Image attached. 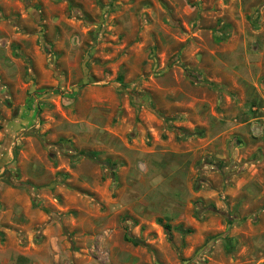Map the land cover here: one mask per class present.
Instances as JSON below:
<instances>
[{
  "label": "rangeland",
  "instance_id": "obj_1",
  "mask_svg": "<svg viewBox=\"0 0 264 264\" xmlns=\"http://www.w3.org/2000/svg\"><path fill=\"white\" fill-rule=\"evenodd\" d=\"M196 99L258 111L264 0H0V264H264Z\"/></svg>",
  "mask_w": 264,
  "mask_h": 264
},
{
  "label": "crops",
  "instance_id": "obj_2",
  "mask_svg": "<svg viewBox=\"0 0 264 264\" xmlns=\"http://www.w3.org/2000/svg\"><path fill=\"white\" fill-rule=\"evenodd\" d=\"M199 101L201 105L195 107ZM205 103L204 100L196 99L191 111L187 112L186 117L189 118L185 121L187 129H191L192 132L198 127L201 130V137L189 140L191 144L186 142L170 151L176 158L184 157L192 161V164L198 163L208 155L224 161L225 171L228 172L231 168V173L228 172L231 175V185L226 194L231 204H240L239 211L243 210L245 214V210L252 207L246 206L247 202L257 206L264 201V177L261 174L264 167V102L257 101L256 104H259L257 109L260 110H254L252 113L243 112L240 108L235 112L220 114L216 112L210 114ZM205 134L207 137H203ZM255 154L259 156L256 161L252 157ZM210 193L207 196L205 190H202L195 195L208 199L214 192ZM240 228H244V225L234 227L232 230L234 237H237L234 233ZM253 230V233L246 234L247 238L251 241L254 238L260 241L259 236L264 234V210L256 215Z\"/></svg>",
  "mask_w": 264,
  "mask_h": 264
},
{
  "label": "trees",
  "instance_id": "obj_3",
  "mask_svg": "<svg viewBox=\"0 0 264 264\" xmlns=\"http://www.w3.org/2000/svg\"><path fill=\"white\" fill-rule=\"evenodd\" d=\"M58 145L61 148V150L69 149L68 148V144H66V143L65 144L64 143H60ZM79 156H81V157H88V158H94V154H92V153H84V152H81V153H79ZM229 219L231 220V218H229ZM159 223L162 224L161 221ZM233 224H235V222L229 221V224L227 225V229H229L231 227V225H233ZM162 225H163L166 233L168 235H170L171 234L172 227L169 224H162ZM176 229L182 231V229L179 228V227L176 228ZM188 232H189V230H188Z\"/></svg>",
  "mask_w": 264,
  "mask_h": 264
}]
</instances>
